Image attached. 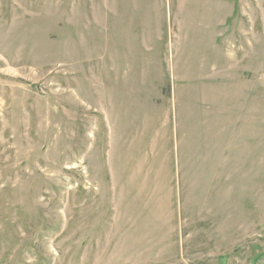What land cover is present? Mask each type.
<instances>
[{
    "label": "rangeland",
    "instance_id": "1",
    "mask_svg": "<svg viewBox=\"0 0 264 264\" xmlns=\"http://www.w3.org/2000/svg\"><path fill=\"white\" fill-rule=\"evenodd\" d=\"M0 264H264V0H0Z\"/></svg>",
    "mask_w": 264,
    "mask_h": 264
}]
</instances>
